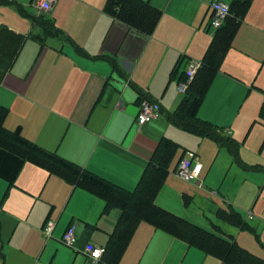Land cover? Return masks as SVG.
<instances>
[{"label":"crops","instance_id":"obj_1","mask_svg":"<svg viewBox=\"0 0 264 264\" xmlns=\"http://www.w3.org/2000/svg\"><path fill=\"white\" fill-rule=\"evenodd\" d=\"M147 1L161 11L150 34L105 13V0H56L49 16L59 33L46 36L41 52L39 43L25 41L0 81V104L8 108L4 124L7 129L20 126L27 139L126 189L136 185L157 143L167 137L178 142L182 158L197 156L202 169L195 182L202 186L205 168L209 174L224 167L233 160L231 154L211 137L175 126L165 114L182 97L176 90L178 75L170 79L177 60L184 67L201 61L210 41L206 26L212 0ZM19 13L0 5V24L26 35L34 28L37 32ZM108 56L115 59L117 71ZM140 90L159 105L160 113L137 126ZM263 96L264 0H252L197 115L236 140L240 150L254 124L262 126L264 136ZM164 201L158 192L156 204L169 210ZM229 204L238 210L228 203L215 205L213 213ZM103 205L87 190L25 161L13 185L0 178V264H85L84 246H105L119 215L114 208L103 216ZM47 219L54 222L50 236L42 230ZM143 222L118 264H226ZM70 224L77 233L76 250L61 242ZM182 245L187 248L178 260L175 254L182 255ZM191 255L196 256L189 262Z\"/></svg>","mask_w":264,"mask_h":264},{"label":"trees","instance_id":"obj_2","mask_svg":"<svg viewBox=\"0 0 264 264\" xmlns=\"http://www.w3.org/2000/svg\"><path fill=\"white\" fill-rule=\"evenodd\" d=\"M32 1V0H31ZM1 4L13 3L23 16H27L37 33L22 34L0 24V81L9 72L25 41L33 39L39 43V52L44 47L48 35L58 34L53 19L47 15L29 16L23 6L15 0H0ZM252 0H230L229 13L220 27L212 31V36L201 59V66L195 73L185 93L172 112L165 118L182 130L198 136H209L225 147L236 161L239 160V145L232 137L211 122L198 117L197 111L206 91L220 68V64L231 47L233 38L247 13ZM103 11L115 20L129 27L150 34L155 28L161 11L147 0H105ZM206 29L210 31L208 24ZM74 48L80 52L76 44ZM97 57V56H95ZM113 63L112 70L117 71L114 58L107 57ZM179 58L174 65L170 79L178 75L177 82L186 76ZM148 100L140 90L138 101ZM8 108L0 104V178L13 185L25 161H32L50 174H55L73 186L85 189L104 201L102 213L119 209L113 231L109 234L105 252L98 264H118L128 242L141 221L150 223L171 236L184 241L188 246L201 249L226 264H264L262 258L241 247L232 237H226L213 225L211 230L204 228L156 204L155 198L169 171L168 165L178 143L162 137L157 143L150 160L132 189H126L97 174L83 169L61 157L55 151L45 149L22 135L21 127L9 130L4 126ZM182 156L179 158V160ZM178 160V161H179ZM177 161V162H178ZM215 215L220 220L240 229H250L245 219L231 204L217 207Z\"/></svg>","mask_w":264,"mask_h":264},{"label":"rangeland","instance_id":"obj_3","mask_svg":"<svg viewBox=\"0 0 264 264\" xmlns=\"http://www.w3.org/2000/svg\"><path fill=\"white\" fill-rule=\"evenodd\" d=\"M15 2L23 6L29 16L40 15L35 13L30 0H15ZM0 5H5L10 10H18L13 3H0ZM3 10L5 15L1 13L7 19L10 13L5 7ZM19 14L21 15V13ZM212 31L213 29H210L209 32L212 33ZM32 33H37L35 28ZM27 41L33 46H38V43L33 39ZM176 90L179 95L177 86ZM159 113L160 108L158 115ZM17 126H12L9 129L13 130ZM260 128L262 126L257 123L252 127L251 135L245 145L240 146L239 160H230L222 168H213L209 174H206L207 169L205 168L204 174L207 176L205 182H202V186H199L195 180L178 178L175 175V168L170 167L175 165L177 158L182 154L181 148L178 147L169 162V173L163 181L159 196L166 199L164 205L172 212L192 219L209 230L214 227L213 225H217L221 232L235 238L240 246L264 259V136ZM220 163H223L222 158H220ZM228 203H232L242 213L250 229H239L216 217L213 207ZM102 214L108 217L111 213ZM186 248V246L183 247L182 255L180 251H177L175 258L179 260L183 257ZM192 252L194 251L192 250ZM195 256L191 255L187 261L190 262Z\"/></svg>","mask_w":264,"mask_h":264},{"label":"built area","instance_id":"obj_4","mask_svg":"<svg viewBox=\"0 0 264 264\" xmlns=\"http://www.w3.org/2000/svg\"><path fill=\"white\" fill-rule=\"evenodd\" d=\"M56 0H33L32 5L36 12L48 15ZM211 13L208 20V27L215 30L220 27L224 19L229 13V4L224 0H212L209 5ZM201 66V61H189L186 66H183L185 72V80L178 83L177 89L180 94L185 93L187 86L192 81L195 73ZM262 103L264 107V96L262 98ZM159 105L155 102H150L147 100H141L138 108V112L135 119V125L141 126L151 120L158 117ZM202 169V163L199 161L197 156L192 153H187V155L181 158L175 166V175L183 180H196L198 179ZM54 222L47 219L42 227L45 236H50L53 229ZM61 242L64 246L74 249L77 242V233L75 230V225L70 224L61 236ZM105 252L104 246L96 245L93 243H87L82 254L85 258V264H98Z\"/></svg>","mask_w":264,"mask_h":264}]
</instances>
